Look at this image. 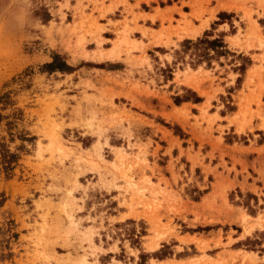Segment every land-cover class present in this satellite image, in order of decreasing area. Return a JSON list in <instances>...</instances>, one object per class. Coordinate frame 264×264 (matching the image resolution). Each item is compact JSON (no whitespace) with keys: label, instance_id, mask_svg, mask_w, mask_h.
I'll return each mask as SVG.
<instances>
[{"label":"rangeland","instance_id":"1","mask_svg":"<svg viewBox=\"0 0 264 264\" xmlns=\"http://www.w3.org/2000/svg\"><path fill=\"white\" fill-rule=\"evenodd\" d=\"M4 93L0 264H264V0H0Z\"/></svg>","mask_w":264,"mask_h":264},{"label":"trees","instance_id":"2","mask_svg":"<svg viewBox=\"0 0 264 264\" xmlns=\"http://www.w3.org/2000/svg\"><path fill=\"white\" fill-rule=\"evenodd\" d=\"M217 41L214 40L212 43H216ZM45 67L48 71H55V70H60V71H64L69 69L70 67L64 62V61H59V56L55 55L53 57V61H51L50 63L45 64ZM12 102L10 101L9 95L7 93H4L2 95H0V124L3 121V119L5 118V116L3 115L2 111L6 108L7 105L11 104ZM0 159L1 162L4 165V168H8L12 159L15 157L14 155H9L5 149V146L3 144L0 143ZM137 264H141V263H137Z\"/></svg>","mask_w":264,"mask_h":264},{"label":"bare ground","instance_id":"3","mask_svg":"<svg viewBox=\"0 0 264 264\" xmlns=\"http://www.w3.org/2000/svg\"><path fill=\"white\" fill-rule=\"evenodd\" d=\"M193 8V7H192ZM191 18L193 19H198L200 17V10L199 9H193V12L189 15ZM183 19H182V23H183V30L185 32V35L187 36H194L196 33H198V29H194L192 27V20L191 19H188L187 16H182ZM205 23V22H204ZM207 25V24H206ZM205 25V26H206ZM204 26V27H205ZM203 27V28H204ZM202 28V27H201ZM201 31V29H200ZM244 219V217H243ZM242 220V219H241ZM245 220V219H244ZM244 222H247V221H244ZM247 226V225H246Z\"/></svg>","mask_w":264,"mask_h":264}]
</instances>
